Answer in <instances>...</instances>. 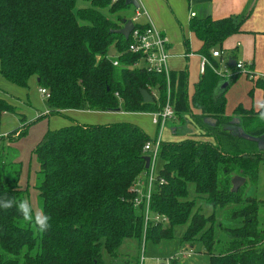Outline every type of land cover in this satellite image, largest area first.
<instances>
[{
	"label": "trees",
	"instance_id": "16d2710c",
	"mask_svg": "<svg viewBox=\"0 0 264 264\" xmlns=\"http://www.w3.org/2000/svg\"><path fill=\"white\" fill-rule=\"evenodd\" d=\"M77 1L0 0V74L22 88L35 77L49 93L44 116L74 109L161 110L166 75L135 67L139 55L128 50L130 38L114 32L123 26L122 11L131 5L125 0H81L88 6L77 7ZM246 17L189 20L190 31L201 41L199 53L211 64L191 95L187 69L169 71L175 115H187L200 133L161 141L158 177L164 181L152 194L149 209L165 220L145 221L133 204V185L147 169L142 149L151 139L141 127L112 122L48 129L32 153L38 163L35 187L51 227L40 232L16 207L0 209V264H105L102 250L116 258L124 239L157 244L171 239L173 227L185 223L181 240L201 241L208 264H264V228L258 219L263 201L244 193L247 182H257L264 163V119L259 116L264 108L238 105L232 115L225 114V91L218 93L217 87L226 75L211 54L241 31ZM111 46L115 55L109 54ZM240 73L230 76L231 82ZM142 89L154 94L152 102H143ZM8 112L17 113L16 105L0 93V122ZM26 127L0 136V199L28 200L27 188L19 184L22 162L9 156L11 145L6 147V141L25 136ZM236 175L245 182L232 191ZM190 182L212 207L211 214L193 211L195 200H183ZM217 212L224 216L217 220ZM223 220L231 221L230 226H223ZM215 224L221 228L219 238Z\"/></svg>",
	"mask_w": 264,
	"mask_h": 264
},
{
	"label": "rangeland",
	"instance_id": "374dc122",
	"mask_svg": "<svg viewBox=\"0 0 264 264\" xmlns=\"http://www.w3.org/2000/svg\"><path fill=\"white\" fill-rule=\"evenodd\" d=\"M76 6H88V3L78 0ZM121 15L128 19L133 18L135 15L133 6L122 11ZM140 18L141 17H139L138 22L141 20ZM185 35L187 38V32ZM113 51L114 49L111 48V53H113ZM169 60L170 59L167 60V66L170 68ZM188 62L191 63L189 73H191V76L194 77V68L196 67V64L192 65L193 59L184 61L185 64ZM234 71L237 70L234 69ZM223 73L226 75V72ZM250 78L251 77L249 75L247 77L245 76L244 71H241L238 78L233 82L229 93L225 94L226 115L232 114L234 108L240 104L237 98H240L241 95L246 94L249 98H251L252 91L255 89V86L251 87V91V88H249ZM192 86L193 84L191 82L189 88L191 89ZM40 88L43 87H39V89ZM244 88L245 93H242ZM39 89H37L36 85L32 87L31 84H29L27 88L18 87L7 81L0 74V93L6 94V92H8L13 95L14 97H11V99L16 105L17 110V113H6V132L22 128L25 124L27 125L26 128H28L26 135L21 137L19 141L17 140L16 142L11 143L6 141V147H8L7 144H9L12 149L14 148V152L13 150H9V156L16 158L19 156L22 161V173L19 184L22 188H27L28 201L32 205L33 214L38 211H42V209L39 191L35 187L38 163L35 155L32 153V148H34L35 144L39 141L46 130L55 129L73 123L70 118L63 114H49L47 116L42 115L47 109V98L41 95ZM233 92H236V98L231 96V93ZM76 115V117L74 115H71V117L78 118L77 120L88 123L92 122L96 124H104L107 122H131L141 127L151 139L159 136L162 141H178L183 138H197L198 136L197 128L191 125L187 115H183L181 118L175 115L172 119H168V121L165 122L161 128L153 123L151 112L96 110L92 112L85 111L84 113ZM1 125H3V123ZM2 130L4 129L1 127L0 131ZM161 166L162 160L158 158L155 173L159 171ZM244 193L248 196L255 197L257 200H262L264 203V165H260L257 182L255 184L247 182L244 187ZM183 200H195L193 211L200 209V211H202L205 215L212 213V207L204 200V198L196 193L194 184L191 182L187 184V196L183 198ZM152 214L153 213L151 212L150 216ZM223 216V213L217 212L216 219L218 220ZM258 219L259 227L264 228V205L260 207ZM217 224H215L217 231L216 238H219L221 235V228L217 226ZM230 224L231 221L223 220V226H230ZM187 225L188 223L174 226L173 237L171 239L162 240L157 244L151 241L139 242L135 238H126L124 239L122 246L119 248V255L116 258L110 257L105 250H102L103 262L105 264H172V258L179 255V252L184 249L190 253V256L186 259L178 260V264H208L209 255L206 253L204 245L201 241L196 240L190 243L181 240ZM214 252L217 251L214 249Z\"/></svg>",
	"mask_w": 264,
	"mask_h": 264
},
{
	"label": "crops",
	"instance_id": "0c3cea01",
	"mask_svg": "<svg viewBox=\"0 0 264 264\" xmlns=\"http://www.w3.org/2000/svg\"><path fill=\"white\" fill-rule=\"evenodd\" d=\"M138 2L140 4L139 10H144L147 13L146 15L140 16L141 20L139 22L146 23L151 21V23L159 29L168 40L167 48L170 53L169 69L171 71L182 70L184 68L187 69L188 94H192L195 83L198 82L202 74L200 69L202 54L199 53L201 41L188 27L190 18L192 16L203 17L205 15H210L212 18L218 19L230 15L239 17L247 15L241 23V31L224 40L222 44V59L213 57V59L218 62V70L222 73L226 72V79L220 82L217 91L218 93L222 91H225V94L229 93V90L233 85V82H231V79L229 78L236 72H239L234 71V66L236 62L241 61L245 64L248 72L251 74L249 75L251 77L249 88L255 86V89L252 91L251 88V98L246 94L237 98L240 102L239 105H242L246 109L258 110L260 108L259 105L264 102V0H138ZM133 10L135 11L136 9L133 7ZM124 18L128 19L125 16ZM186 32L187 38L185 37ZM185 41L189 47L188 50H186ZM111 48L114 49L113 46H111L109 54L115 55V50L111 53ZM189 59H193L192 65L196 64V67L194 68V77L189 73L191 63H184V61H189ZM245 76L247 77L246 73ZM191 82L193 86L190 89ZM29 84H31L32 87L36 85L37 89H39L35 77L30 79ZM242 93H245V88ZM4 95L10 99L11 97H14L8 92ZM231 96L236 98V92L231 93ZM85 111L92 112L96 110L74 109L63 111L62 114L70 118L73 122H71L72 124H96L92 122H81L77 120L78 118L71 117V115L76 117V114L84 113ZM46 112L42 115H45ZM5 118L6 113L3 114L0 122V128L2 127L4 129L0 131V136H5L6 133H8L6 132ZM2 123L3 125H1ZM197 130V137H199L200 132L198 128ZM17 160L21 161L19 156L17 157ZM261 164L264 165V163ZM263 205L264 203H262L261 206Z\"/></svg>",
	"mask_w": 264,
	"mask_h": 264
},
{
	"label": "built area",
	"instance_id": "2783aa9c",
	"mask_svg": "<svg viewBox=\"0 0 264 264\" xmlns=\"http://www.w3.org/2000/svg\"><path fill=\"white\" fill-rule=\"evenodd\" d=\"M147 13L143 10L137 8L135 10V15L132 19L134 23V28L129 34L130 42L128 45V50L132 53L138 54L139 58L134 62L135 67L145 69L147 71H154L159 73H164L167 79V90H166V102L161 110L152 113V121L154 124L160 126V128L175 116L174 108L170 103V86H169V67L167 66V60L170 57L168 51V40L162 34V32L157 29L151 21L146 23L138 22L141 15H146ZM140 23V26H135ZM212 56L214 58L222 59V50H213ZM116 64V62H114ZM209 60L202 55L200 69L203 72L206 65H210ZM235 69L237 71H244L251 75L247 67L243 62H236ZM219 71V70H218ZM220 72V71H219ZM39 92L45 98L49 97V93L45 88H40ZM154 95V94H153ZM161 138L155 137L148 140L143 146V153L149 157V165L146 172L138 177L133 185L135 189V197L133 199V204L137 209H140L143 213L144 220L148 219L160 220L164 219L158 214H152L150 216L149 202L152 194L157 189V185L162 183L164 180L158 177V172L155 173L156 162L159 158V150L161 145ZM190 256L186 250H181L179 255L174 256L172 259L181 260L186 259Z\"/></svg>",
	"mask_w": 264,
	"mask_h": 264
},
{
	"label": "clouds",
	"instance_id": "9594fccd",
	"mask_svg": "<svg viewBox=\"0 0 264 264\" xmlns=\"http://www.w3.org/2000/svg\"><path fill=\"white\" fill-rule=\"evenodd\" d=\"M259 107L264 108V103L260 104ZM259 116L260 119H264V111H261ZM13 207H16L26 223L34 224L38 231L46 232L51 227L49 223L50 216L46 215L42 211H38L33 214L32 205L27 199H23L21 201H16L15 199L7 197L0 199V209L9 210Z\"/></svg>",
	"mask_w": 264,
	"mask_h": 264
},
{
	"label": "water",
	"instance_id": "95a60500",
	"mask_svg": "<svg viewBox=\"0 0 264 264\" xmlns=\"http://www.w3.org/2000/svg\"><path fill=\"white\" fill-rule=\"evenodd\" d=\"M125 4L131 5L135 9L140 7L138 0H125ZM133 28H134V23H133L132 19H124L123 26L114 30V32L121 34L122 36H124V38L127 39ZM224 84H226V83H224ZM140 94H141L143 102H152L153 101V95L150 92H148L147 90H145V89L140 90ZM115 111H119V109H117ZM245 138L248 140L254 139L251 136H245ZM144 161H145V168H148L149 157L145 156ZM231 182H232V191H237L238 188L245 182V178L236 175L232 178ZM160 264H165V263H160Z\"/></svg>",
	"mask_w": 264,
	"mask_h": 264
}]
</instances>
